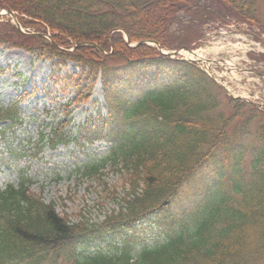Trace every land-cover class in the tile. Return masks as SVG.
Here are the masks:
<instances>
[{"label": "trees", "instance_id": "trees-1", "mask_svg": "<svg viewBox=\"0 0 264 264\" xmlns=\"http://www.w3.org/2000/svg\"><path fill=\"white\" fill-rule=\"evenodd\" d=\"M257 2L0 0L24 27L51 36L26 35L7 22L0 43L48 54L58 58L56 65L77 62L78 71L53 73L65 88H75L76 101L87 100L101 79L107 116L89 118L76 137L110 144L87 173L101 179L110 165L127 189L123 196L112 191L119 210L93 225L59 214L53 201L30 192L27 179L0 189V264H264V116L230 98L193 64L147 44L192 47L203 22L221 16L249 20L264 32ZM124 33L131 43H143L129 46ZM82 42L97 46L67 50ZM116 58L125 60L123 67L111 65ZM19 102L0 106V123L22 124ZM65 125L51 126V147L76 138ZM45 138L41 131L39 142ZM189 184L194 194L184 205L180 190ZM150 217L169 225L155 245L138 252L128 243L114 252L92 247L108 231Z\"/></svg>", "mask_w": 264, "mask_h": 264}, {"label": "rangeland", "instance_id": "rangeland-1", "mask_svg": "<svg viewBox=\"0 0 264 264\" xmlns=\"http://www.w3.org/2000/svg\"><path fill=\"white\" fill-rule=\"evenodd\" d=\"M256 8L257 17L264 23V0H258ZM181 18L186 21L188 16L182 13ZM225 19L229 24L235 18ZM0 21L7 20L1 18ZM206 21L210 22L205 25V21L203 22L202 32L192 45L197 46L195 49L206 57H211L213 69L217 73H225L220 77L232 93L250 99H253L254 94L255 101H264V83L262 84L258 75L254 76L242 70L243 65L256 66L248 57V51L264 50V36H261L260 41H255L253 36L256 30L253 25L248 26L252 33L246 34L245 38L250 41L253 39V43L243 41L238 46L233 44L236 43L232 37L233 32L228 30L229 34L226 35L211 28L221 24L217 19ZM186 53L182 50L181 54L176 55L186 57ZM223 59L230 62L229 66L223 63ZM246 59L248 61H245ZM110 62L115 68H121L126 63L123 58H116ZM74 67V64L69 63L62 69ZM0 68L5 69L0 73L1 105L8 104L22 91H29L32 94L22 105L24 125L15 128V131H9L6 140L0 138V187L4 188L7 183L17 182L22 175L29 177L33 181L31 190L41 193L46 202L55 201L56 210L60 214H67L72 221L88 222L89 225L100 223L108 213L119 210V203L110 196L112 191H117L119 196H123L127 190L123 187L121 174L113 172L110 165L101 170L104 173L101 179L98 176L89 177L83 174L87 164L96 163L105 156L109 148L107 144L98 143L89 149H82L73 144L68 147L60 146L55 150L45 147L43 152L35 155L39 131L49 132L52 123L65 117L69 118L66 116L68 107L65 104L74 96V89L68 87L65 90L61 84L57 86L53 84L50 79L51 59L48 56L37 58L23 49L0 45ZM105 108L103 90L98 82L90 100L75 106L70 116L72 123L69 129L77 131L78 126L85 122L87 117L91 114L96 117L99 111L106 116ZM247 109L248 107H245L244 111H250ZM245 113L239 123L247 118L248 115ZM257 125L258 121L252 124V128ZM244 162L248 164L247 157ZM193 189L189 184L180 190L181 203L185 205L188 202V198L194 194ZM174 212L178 213L179 208ZM134 227L123 228L121 232L110 231L95 245L105 251L114 252L112 249L116 246L121 247L123 241L128 240L133 250L138 251L143 245H152L164 240L169 225L166 222L159 223L158 218L153 217L141 221Z\"/></svg>", "mask_w": 264, "mask_h": 264}, {"label": "water", "instance_id": "water-1", "mask_svg": "<svg viewBox=\"0 0 264 264\" xmlns=\"http://www.w3.org/2000/svg\"><path fill=\"white\" fill-rule=\"evenodd\" d=\"M12 15L14 14L13 12H10ZM17 26L18 27H20V25L19 24H17ZM127 40H129V38H128V36H127ZM159 49H161V46L159 45V43H157V42H153ZM91 44H93V45H95V43H91ZM188 50V49H187ZM176 52H179V50L177 49L175 52H173V53H176ZM172 53V54H173ZM193 62L196 64V65H199V61L198 60H193ZM214 78V77H213Z\"/></svg>", "mask_w": 264, "mask_h": 264}]
</instances>
